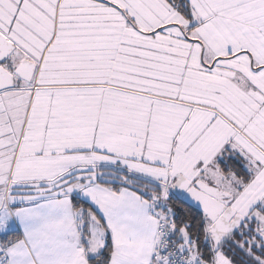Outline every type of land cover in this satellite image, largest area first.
Listing matches in <instances>:
<instances>
[{"label":"snow or ice","instance_id":"6c2138e0","mask_svg":"<svg viewBox=\"0 0 264 264\" xmlns=\"http://www.w3.org/2000/svg\"><path fill=\"white\" fill-rule=\"evenodd\" d=\"M0 264H264V0H0Z\"/></svg>","mask_w":264,"mask_h":264}]
</instances>
